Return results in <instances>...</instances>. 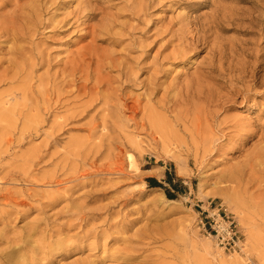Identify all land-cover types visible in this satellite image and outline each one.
<instances>
[{
	"label": "rangeland",
	"instance_id": "374dc122",
	"mask_svg": "<svg viewBox=\"0 0 264 264\" xmlns=\"http://www.w3.org/2000/svg\"><path fill=\"white\" fill-rule=\"evenodd\" d=\"M80 67L88 81L69 76ZM123 102L138 107L132 121ZM3 109L0 255L264 264V0H0ZM166 172L174 200L145 182ZM218 211L244 244L252 226L254 246L228 251L206 235L200 222Z\"/></svg>",
	"mask_w": 264,
	"mask_h": 264
},
{
	"label": "bare ground",
	"instance_id": "6f19581e",
	"mask_svg": "<svg viewBox=\"0 0 264 264\" xmlns=\"http://www.w3.org/2000/svg\"><path fill=\"white\" fill-rule=\"evenodd\" d=\"M217 26H219L218 23L215 24V27H217ZM15 40H17V39H15ZM204 41H205L204 35L198 37V40H197L198 43H202ZM73 69L74 70L72 71V73L69 74V76H73L74 77L73 73H75L76 72L75 70H77L79 72V74H80L78 79L81 80V78L83 76L84 77V81H88V75L90 76V71L86 73V71L83 70L81 67L79 69L78 68H73ZM208 78H210L214 82L220 81V76H214L213 75V76H210ZM239 79L242 81L241 77H239ZM229 80L232 81V76H230L228 81ZM73 83L76 84V81L74 80V78H73ZM260 85H262V83H260ZM207 88H208V93H209L208 97L211 100L214 97L218 98V95H216V93L212 89H210L209 86H207ZM247 88H249V87H247ZM46 100H48V99H46ZM42 101L44 102V100H42ZM3 105L6 106L7 102H5ZM119 108L120 109L122 108L127 113H130L128 118L132 121L134 119V115L136 114V111H137L138 107L136 105H134V104H128L126 102H123L122 104L119 105ZM166 111H168V109ZM9 112L10 111H7V110L3 109L2 113H0V117H6L9 114ZM145 121H147L146 124L148 126V129H150V128L152 129V128L157 127L159 125V120L156 117H154V115H152L151 113L146 116V120ZM139 125H143V123H141ZM101 132H106V127L103 124H102V127H101ZM100 136H104V135L101 134ZM134 139H137V138H134ZM131 144L133 146H135L137 149L140 148L138 140L137 141H131ZM127 162H128V167H129L130 170L137 171L138 166L136 165L135 158L131 154L127 155ZM122 173H123V168L121 167V165L115 166V168H114V170L112 172L113 175H121ZM222 201H223V204L226 206L227 211L230 214L235 215V218H236L238 224L240 226H242V227H245L244 226L245 223H243L242 216L240 214H238L237 206L230 199V197L229 196L227 197V196L224 195ZM168 202H174V201H168ZM201 229H202V227H201ZM244 229L246 230V228H244ZM250 229H249V231L246 230L247 231L246 236H245L246 237V243L244 244L241 241V244H239L240 248H242V246L243 247L245 246L246 250H242L241 249L243 252L247 251L249 243L252 246H254V240H258L257 234L255 232H253L252 226H250ZM202 231H203V229H202ZM35 233H36V228H28V230L26 231V234H25V238L26 239H30V237H32ZM58 243H60V242H58ZM32 252L33 253H30L29 250H26V246L18 247V248H14L11 252H9L7 254L0 255V260L4 264H43L42 261H44L45 257H47L46 252H44L42 250V248L33 249ZM40 254H43V256L38 258V256Z\"/></svg>",
	"mask_w": 264,
	"mask_h": 264
},
{
	"label": "built area",
	"instance_id": "2783aa9c",
	"mask_svg": "<svg viewBox=\"0 0 264 264\" xmlns=\"http://www.w3.org/2000/svg\"><path fill=\"white\" fill-rule=\"evenodd\" d=\"M218 215L209 222H200L201 227L208 236L214 235L218 246L228 251L238 250L241 244V235L236 229L234 220L225 211L217 212Z\"/></svg>",
	"mask_w": 264,
	"mask_h": 264
},
{
	"label": "trees",
	"instance_id": "16d2710c",
	"mask_svg": "<svg viewBox=\"0 0 264 264\" xmlns=\"http://www.w3.org/2000/svg\"><path fill=\"white\" fill-rule=\"evenodd\" d=\"M145 182L147 183L148 187H150V188H159V189H161L163 191L166 199L174 200L176 198L171 193L170 190L176 191L179 188V186L178 185H174L172 183V180L170 179L169 174L167 172L165 173V179H164V181L162 183H159L155 179H151V178L146 179ZM164 183L170 188V190L163 186Z\"/></svg>",
	"mask_w": 264,
	"mask_h": 264
}]
</instances>
